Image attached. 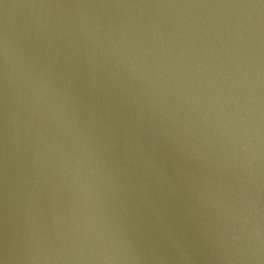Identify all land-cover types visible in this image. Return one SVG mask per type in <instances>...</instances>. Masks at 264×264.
I'll return each instance as SVG.
<instances>
[{
	"label": "water",
	"instance_id": "1",
	"mask_svg": "<svg viewBox=\"0 0 264 264\" xmlns=\"http://www.w3.org/2000/svg\"><path fill=\"white\" fill-rule=\"evenodd\" d=\"M0 264H264V0H0Z\"/></svg>",
	"mask_w": 264,
	"mask_h": 264
}]
</instances>
